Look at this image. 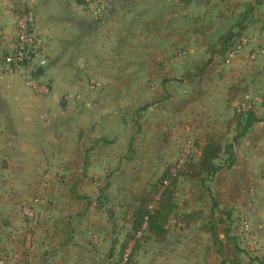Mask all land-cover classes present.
Listing matches in <instances>:
<instances>
[{
  "label": "rangeland",
  "instance_id": "1",
  "mask_svg": "<svg viewBox=\"0 0 264 264\" xmlns=\"http://www.w3.org/2000/svg\"><path fill=\"white\" fill-rule=\"evenodd\" d=\"M213 3L216 5L213 9L195 5L182 10L161 0H113L112 6L102 15L106 23L99 27L103 35L98 50L100 67L85 73L76 71L72 75L76 82L82 80L85 87L64 91L67 116L59 123L62 131L69 129L71 138L72 132L81 130L76 148L82 157L86 156V150L92 149L86 184L81 187V193L90 198L89 204L87 201L69 203L61 192V175L76 159L77 150L73 154L63 153L59 158L49 153L48 148L45 152L41 146V152L26 158L12 152L13 138L0 135V264H110L108 253L115 224L116 231L128 227L122 219L124 211L120 202L127 199L131 191L159 177L167 165L190 156L197 157L199 150L195 141L201 140L205 133H226V122L233 115L234 105L222 98L224 93L228 94L224 73L225 68L234 69L232 61L237 53L229 57L228 62L216 58V73L212 81L203 86L205 93L181 112L175 113L173 106L186 99L193 87L177 80L168 81L163 87L161 77L166 74L168 79L181 78L192 61L209 57L204 52L209 39L192 33L183 35L192 29L190 17L207 15L208 19L212 18L214 35L223 29L221 21L250 2L214 0ZM162 15L165 20L174 18L171 26H163L167 29L162 33L156 30L159 27L146 25ZM251 35L242 39L245 48L250 44ZM7 38L4 41L11 40L12 36ZM262 52L259 47L253 50L256 54ZM248 55L250 58L251 53ZM156 62L163 66L161 70ZM148 71H152L151 77ZM236 80L233 77L228 88ZM97 82L101 83L99 87ZM162 88L174 96L171 101L156 102L164 94ZM33 91L46 96L51 90L48 93ZM141 107L146 110L140 111ZM79 114L85 116L79 119ZM261 114L264 117L262 110ZM256 127L264 132V124ZM233 136L230 132L229 139ZM100 138L111 144L105 145ZM69 141L75 145L74 138ZM131 144L134 151L129 149ZM244 145L243 141L236 147V156L239 163L241 160L250 163V190L248 195L243 192L240 201L233 204L232 227L242 238L245 263L264 264L259 233L264 221V196L262 185L255 180H264V168H260L264 163V137L259 141L262 162L259 159L251 162L249 157L247 160V155L241 154ZM130 156L133 160H128ZM235 168L242 169L241 164ZM108 175H111V187L105 193L109 202L101 209L98 197ZM179 190L180 199L189 201L186 211L200 207L196 196L192 197V184L182 183ZM111 208L115 211L114 220L108 218ZM81 211H85V216H76ZM70 214L67 219L74 228L77 246L62 248L61 238L53 235V221ZM171 231L168 244L148 248L132 264H202L208 236L198 227L184 230L174 223ZM118 237L115 261L120 259L124 233Z\"/></svg>",
  "mask_w": 264,
  "mask_h": 264
},
{
  "label": "trees",
  "instance_id": "2",
  "mask_svg": "<svg viewBox=\"0 0 264 264\" xmlns=\"http://www.w3.org/2000/svg\"><path fill=\"white\" fill-rule=\"evenodd\" d=\"M161 1L172 8L182 10H188L193 4L207 9L216 7L214 0ZM109 4L112 5L111 1ZM262 4L264 0H254L246 4L243 9L234 11L230 17L221 21L220 26H223V29L214 35L212 34L216 30L214 31L215 23L211 21L212 18L208 19L207 15H196L188 19L191 21L192 29L186 30L183 35L192 33L209 39L204 51L209 57L206 59L203 56L198 61H192L181 78L168 79L166 74L161 76L163 87L168 81L173 80L193 87V92L186 99H182L178 104L174 103L175 113L184 111L187 106L202 97L205 93L203 86L209 84L216 73L218 65L216 58L220 57L223 62H228L230 53L241 48L245 33L255 22V10ZM27 11L31 10L27 8ZM186 16L183 15V18L186 19ZM159 18L146 25L153 24L159 27L156 29L158 33H162L167 29L163 26H171L174 18L165 20L164 15ZM100 19L102 17L96 20L100 21ZM205 22L209 23L205 25ZM159 65L161 70L163 66L161 63ZM147 75L151 77L152 71H148ZM162 89L164 94H161L156 102L171 101L174 96L167 89ZM227 95V104L232 103L234 107L233 115L226 122V133L219 131L205 133L201 140L195 141V146L199 150L197 157L190 156L182 162L167 165L159 177L147 181L138 190L131 191L129 197L120 202V207L124 211L122 219L128 227H121L116 231L115 224L112 232L114 234L112 247L108 253L110 264H132L135 258L148 248L168 244L173 223L184 230L198 227L199 231L208 236L202 264H246L244 260L246 251L238 231L232 227V218L235 210L233 204L240 201L243 192L247 195L249 193V178L252 174L248 167L235 168L236 165H240L236 156V147L245 139L249 140L252 146H257L260 138L263 137L264 132H260L256 126L264 121L261 114V110L264 112V92L258 101H255L249 86L243 81H236L229 86ZM139 110L144 111L146 108L141 107ZM134 124L136 125L137 122ZM230 132L234 133L231 139H229ZM99 140L105 145L111 144L107 139ZM129 149L134 151L132 144ZM91 150H86L85 157H82L81 151L77 150L76 159L61 175L60 180L63 185L61 192L69 203L87 201L89 204L90 198L81 193V187L86 184L88 177L86 170L90 166ZM128 160H133V157H128ZM110 177L111 175H108L106 185L100 188L98 199L101 209L109 202L105 192L111 187ZM185 182L194 186L192 197L196 196L200 203V207L196 210L186 211L189 201L181 200L179 197V186ZM108 213L109 220H114L115 211L111 208L108 209ZM71 215H61L53 221V235L61 238L62 248L77 246L73 237L74 228L67 219ZM76 216H85V211L76 213ZM121 233H124V241L121 244L120 259L115 261L118 235Z\"/></svg>",
  "mask_w": 264,
  "mask_h": 264
},
{
  "label": "crops",
  "instance_id": "3",
  "mask_svg": "<svg viewBox=\"0 0 264 264\" xmlns=\"http://www.w3.org/2000/svg\"><path fill=\"white\" fill-rule=\"evenodd\" d=\"M111 1L113 3V0ZM235 1L247 3L254 0ZM27 8L35 14L37 32L49 42L47 65L43 67L44 72L39 76V80L49 84L51 91L49 95L40 96L23 78L6 74L0 64V135L13 138L10 145L12 152L21 157L27 158L41 152L42 146L45 152V148H48L49 153L60 158L63 153L73 154L77 150L76 145L81 132L80 129L78 132H72L75 143L73 145V142L69 141L72 139L71 133H68L69 129L67 128V131L59 129V123L67 116L64 91L85 87L82 80L76 82L72 77L76 71L85 73L100 67L98 50L103 35L99 27L106 22L103 18L98 21L91 16L85 0H0V31H4L8 36H14L17 13ZM254 18L255 22L244 35L252 34L251 45L240 48L232 61L234 69L225 68L224 79L228 80V84L233 77L237 79L236 81H243L249 86L254 99L258 101L264 92V53L258 54L254 60H250L248 54H252L257 47L264 51V4L256 8ZM110 38L111 41L114 40L113 37ZM100 84L96 83L98 87ZM222 98L226 99L227 93H224ZM84 114H79V119H82ZM261 124H264V121ZM262 136L264 137V133ZM62 138L64 140H61ZM244 144L241 154H246V159L249 157L251 162H256L257 159L262 162L263 151L259 143L252 146L251 142L245 139ZM239 164L242 169L248 167L250 170L249 162L241 160ZM261 164L260 168L263 169L264 163ZM255 180L262 185L261 193L264 196L263 178ZM262 222L259 233L264 247V221ZM261 250L264 254V248Z\"/></svg>",
  "mask_w": 264,
  "mask_h": 264
},
{
  "label": "built area",
  "instance_id": "4",
  "mask_svg": "<svg viewBox=\"0 0 264 264\" xmlns=\"http://www.w3.org/2000/svg\"><path fill=\"white\" fill-rule=\"evenodd\" d=\"M86 3L95 19L101 18L110 6L108 0H86ZM15 27L16 34L8 41H4V38L9 36L0 31L1 67L6 74L23 78L35 91L48 93L49 88L40 82L36 69L47 65L49 42L37 32L34 12L20 10L16 16ZM239 49L240 47L232 51L229 57L232 58ZM258 54L252 53L250 58L254 60Z\"/></svg>",
  "mask_w": 264,
  "mask_h": 264
},
{
  "label": "water",
  "instance_id": "5",
  "mask_svg": "<svg viewBox=\"0 0 264 264\" xmlns=\"http://www.w3.org/2000/svg\"><path fill=\"white\" fill-rule=\"evenodd\" d=\"M43 72H44L43 67H38V68L36 69V75H37V76H41V75L43 74Z\"/></svg>",
  "mask_w": 264,
  "mask_h": 264
}]
</instances>
